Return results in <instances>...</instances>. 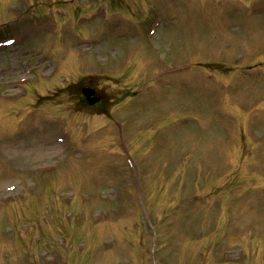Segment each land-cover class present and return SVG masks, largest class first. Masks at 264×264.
Wrapping results in <instances>:
<instances>
[{
	"label": "rangeland",
	"instance_id": "1",
	"mask_svg": "<svg viewBox=\"0 0 264 264\" xmlns=\"http://www.w3.org/2000/svg\"><path fill=\"white\" fill-rule=\"evenodd\" d=\"M20 23L55 87L111 67L134 98L55 121L50 63L0 53V83L36 75L0 85V264H264V0H0V38Z\"/></svg>",
	"mask_w": 264,
	"mask_h": 264
},
{
	"label": "bare ground",
	"instance_id": "2",
	"mask_svg": "<svg viewBox=\"0 0 264 264\" xmlns=\"http://www.w3.org/2000/svg\"><path fill=\"white\" fill-rule=\"evenodd\" d=\"M41 154H43V156H45V153H41ZM33 159L34 160H37V159H40V157H37L36 156V154L35 155H33ZM3 187V186H2ZM2 187H0L1 189H2ZM10 188H12V185H10ZM13 188H15V186H13ZM1 189H0V191H1ZM8 189H9V187H8ZM10 190V189H9Z\"/></svg>",
	"mask_w": 264,
	"mask_h": 264
}]
</instances>
